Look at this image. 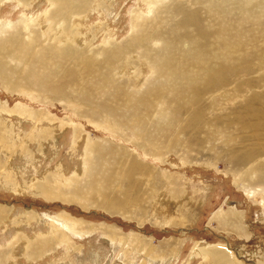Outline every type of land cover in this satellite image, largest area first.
Masks as SVG:
<instances>
[{
	"label": "rangeland",
	"instance_id": "obj_1",
	"mask_svg": "<svg viewBox=\"0 0 264 264\" xmlns=\"http://www.w3.org/2000/svg\"><path fill=\"white\" fill-rule=\"evenodd\" d=\"M3 1L4 77L36 87L0 80V264H264V43L238 52L203 0H70L93 2L71 30L57 0Z\"/></svg>",
	"mask_w": 264,
	"mask_h": 264
},
{
	"label": "bare ground",
	"instance_id": "obj_2",
	"mask_svg": "<svg viewBox=\"0 0 264 264\" xmlns=\"http://www.w3.org/2000/svg\"><path fill=\"white\" fill-rule=\"evenodd\" d=\"M33 2L36 0H19V2H21L22 4H28V2ZM70 0H57L56 4H55V10L52 12H50V26H49V30L55 27H58L59 25H63L65 26L67 29L71 30V26L72 24H74V20L73 19H77L79 17H81L82 14L86 13V8L88 7V5H92L93 2H69ZM90 1V0H89ZM150 4L155 6L153 8L154 12H155V16H157L158 14H160L161 11H163L166 7V5L168 3H166L164 0H149ZM172 1V0H171ZM206 3V6L208 8V10L216 15V16H221V17H228V18H236L238 23H239V31H238V35L234 37V40L239 42L240 47L238 52L242 51L241 47L242 45L248 41V40H258L259 43H264V0H203ZM3 0H0V5L3 3ZM175 3V2H174ZM173 3V4H174ZM83 4H85L83 6ZM54 6V5H53ZM168 6V5H167ZM93 8V7H92ZM171 8V7H170ZM88 9V8H87ZM153 12V13H154ZM171 13H173V11L170 10ZM162 15V14H161ZM167 15V14H166ZM56 18V21H55ZM138 20V24L141 25V22H144L143 19L137 18ZM141 20V22H140ZM23 23V22H22ZM24 24V23H23ZM143 24V23H142ZM9 25V24H8ZM6 25V26H8ZM25 25V24H24ZM12 26V25H11ZM18 26V25H17ZM143 26V25H141ZM9 27V26H8ZM13 28V27H11ZM10 28V29H11ZM16 28V27H15ZM21 30V29H20ZM24 30V29H23ZM28 30V29H27ZM7 31V30H6ZM34 31V30H33ZM5 32V31H4ZM78 33V32H77ZM33 34V33H32ZM75 35V34H74ZM73 35V36H74ZM4 37V36H3ZM76 37V35L74 36V38ZM146 37V36H145ZM226 38H230V36H226ZM71 39V38H70ZM73 39V37H72ZM146 40V39H145ZM7 41V40H6ZM33 41V40H32ZM38 41V40H37ZM63 41V40H62ZM20 42V41H18ZM30 42V41H28ZM67 41H65L66 43ZM3 43V42H2ZM17 43V42H16ZM21 43V42H20ZM19 43V44H20ZM26 43V42H25ZM31 43V42H30ZM28 43V44H30ZM33 43V42H32ZM31 43V44H32ZM172 45L175 46V49H177L178 46H176V42L172 41L171 42ZM254 43V42H253ZM13 44V43H12ZM64 45V43H62ZM72 44V42L70 43ZM141 44V43H140ZM18 45V44H17ZM22 45V44H21ZM35 45V43H34ZM15 46V45H13ZM20 46V45H19ZM251 46V45H250ZM29 47V46H28ZM258 47V46H257ZM1 48V46H0ZM3 48V47H2ZM1 48V49H2ZM13 48V47H12ZM17 48V47H16ZM20 48V47H19ZM37 49V47H35ZM263 48V47H262ZM4 49V48H3ZM14 49V48H13ZM29 49V48H28ZM244 49V48H243ZM116 50V49H115ZM179 50V49H177ZM5 51V49H4ZM16 51V50H15ZM18 51V50H17ZM7 52V51H6ZM12 52V51H11ZM45 52V51H44ZM255 52V51H254ZM263 52H264V48H263ZM13 53V52H12ZM15 53V52H14ZM19 53H22V49L19 51ZM2 54V52H1ZM53 54L56 57L57 60H59L60 58L58 57H64L67 58L68 61L74 62V60H78L80 58H82L85 61L86 53L83 52H78V51H73L72 50V46H66L65 49L61 50L60 48L57 50H53ZM3 55V54H2ZM0 55V57L2 56ZM16 55V54H15ZM14 55V56H15ZM22 55V54H21ZM35 55V53H34ZM37 55V54H36ZM259 55V54H257ZM27 56V55H26ZM6 57V56H5ZM4 55L2 58H5ZM1 58V59H2ZM256 59V57H255ZM4 60V59H2ZM35 65H39V63L34 62ZM58 64V65H57ZM171 63H163V69L164 70H169ZM40 65L42 66L43 69V75L41 74V76L45 77V79L47 78V76L49 77V72L55 68V67H60V62H54L51 63L49 60L46 61H42L40 63ZM5 66V65H4ZM7 67V66H6ZM159 67V66H158ZM161 69V68H160ZM31 71V70H30ZM52 72V71H51ZM58 72V71H57ZM60 72V71H59ZM6 73H9V71L7 72L6 68H4L1 65L0 62V80L2 81L4 87L8 90V91H13L15 93H20V91L22 90V86H24L23 89H30L32 90V86L35 88L36 83L31 82V80L26 79V84L22 85L21 87L19 85H17V83L12 82L15 81L16 79H12L10 77H4V75ZM37 73V72H36ZM35 74V76L37 77V75ZM40 73V72H38ZM27 74V73H26ZM48 74V75H47ZM47 75V76H46ZM51 75V74H50ZM53 75V72H52ZM57 75V74H56ZM3 76V77H1ZM18 76V75H17ZM27 76V75H26ZM58 76V75H57ZM23 77V76H22ZM42 77V78H43ZM52 77V76H50ZM39 78V76L37 77ZM23 79V78H22ZM35 79V78H34ZM249 79V78H248ZM36 80V79H35ZM38 81V80H37ZM50 81V80H49ZM21 82V81H20ZM41 82H43L41 80ZM37 88H39V86H37ZM29 92V91H28ZM34 92V91H33ZM36 92V91H35ZM159 92V91H158ZM160 95V94H159ZM158 95V97H160ZM148 99V98H147ZM162 103V102H161ZM264 110V109H263ZM257 111V110H256ZM259 111V110H258ZM261 111V109H260ZM259 111V112H260ZM200 113V112H198ZM261 113V112H260ZM257 113V114H260ZM35 114V115H34ZM32 114L34 116V119L39 120V114H37L36 112ZM28 115V114H27ZM249 115V114H248ZM197 115H195L196 117ZM254 117V116H253ZM199 118V117H198ZM253 119V118H252ZM249 120V119H248ZM252 121V120H251ZM251 123V122H250ZM249 123V124H250ZM264 123V113H262L261 115H257L254 117V126L255 128H257L258 124ZM252 124V123H251ZM195 126V125H194ZM259 127V126H258ZM195 128V127H194ZM262 143V142H261ZM105 146V145H104ZM154 146V145H153ZM155 152V151H154ZM264 154V153H263ZM98 159V161L100 162V160L102 159L101 156L97 157L96 160ZM133 163V162H132ZM139 163V162H138ZM140 164V163H139ZM131 165V164H130ZM96 167V166H95ZM132 168V167H131ZM133 168L135 169H141V167L138 164H134ZM143 169V167H142ZM146 170V168H145ZM147 172V171H146ZM131 173V172H130ZM137 173L139 174V172L137 171ZM136 174V173H133ZM145 174V171H144ZM131 175V174H130ZM44 184L43 182L37 184L36 186H34L35 190H37L38 186H40V193L41 195H43V197H45L46 199H51L54 197L55 193L51 192L50 189L46 188V186L42 185ZM98 184V183H97ZM102 184V183H101ZM48 185V184H47ZM96 185V184H95ZM94 185V187H95ZM100 185V184H99ZM98 186V185H97ZM50 187V186H49ZM101 187V186H100ZM55 191V190H54ZM88 191V190H87ZM61 193V192H60ZM125 193V192H124ZM129 194V193H128ZM61 197V196H60ZM1 212V211H0ZM238 226L237 229H241L242 227L240 225H236ZM61 240V239H60ZM196 252H200L202 251V255L203 257L208 260V264H241V262H239L240 260H237L235 256L232 255V253L229 250H226L225 248H221L220 246H216L214 248H209L206 250H200L199 247H196ZM195 252H193L194 254ZM234 254V253H233ZM205 260V261H206Z\"/></svg>",
	"mask_w": 264,
	"mask_h": 264
}]
</instances>
